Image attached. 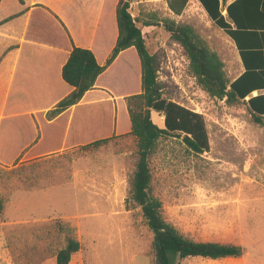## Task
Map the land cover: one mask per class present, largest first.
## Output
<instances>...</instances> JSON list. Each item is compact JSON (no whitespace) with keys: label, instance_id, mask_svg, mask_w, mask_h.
<instances>
[{"label":"rangeland","instance_id":"374dc122","mask_svg":"<svg viewBox=\"0 0 264 264\" xmlns=\"http://www.w3.org/2000/svg\"><path fill=\"white\" fill-rule=\"evenodd\" d=\"M167 1L130 0L128 10L148 52L157 58L163 96L202 115L209 149L194 155L180 138L162 137L150 160L152 192L161 202L163 218L183 236L243 248L240 258L175 257L173 264H264V126L252 121L243 103L228 106L196 85L163 21L191 26L218 54L229 78L235 74L230 67L236 55L197 0H188L177 16ZM107 36L108 31L97 42V52L109 44ZM105 78L113 97L139 91L131 53L120 57ZM123 102L102 100L76 110L82 131L74 140L83 144L114 134L106 145L39 157L27 152L15 163H9L12 154L3 155L0 264H54L42 259L54 257L67 237L80 244L68 264H157L151 233L129 200L136 155ZM150 115L162 128V115Z\"/></svg>","mask_w":264,"mask_h":264},{"label":"trees","instance_id":"16d2710c","mask_svg":"<svg viewBox=\"0 0 264 264\" xmlns=\"http://www.w3.org/2000/svg\"><path fill=\"white\" fill-rule=\"evenodd\" d=\"M188 0H168L167 7L179 15ZM213 25L233 42L244 71L230 81L218 54L187 24L171 20L162 22L170 38L177 43L187 60V71L196 85L210 98L232 106L243 103L252 121L264 126V0H197ZM130 0H117L115 6L116 38L102 65L91 50L72 46L61 69L62 80L72 90L45 113L51 120L76 105L82 96L94 89L97 77L117 58L120 52L133 48L139 62V92L123 97L129 120V132L135 146L134 171L129 183V200L135 205L148 231L150 248L157 264H173V259L201 258L220 260L240 258V245L215 241H196L180 234L162 216L160 200L152 192L150 160L162 137H178L194 155L208 151V133L201 114L166 99L158 81V61L150 54L140 29L128 10ZM224 11V14L222 13ZM150 25L152 23H145ZM156 24V23H155ZM157 25V24H156ZM131 67H128L130 73ZM130 76V74H129ZM130 89V88H126ZM132 91V90H130ZM151 112L163 117V127L151 120ZM101 138L78 146L81 150L106 145L111 138ZM17 158L14 160V163ZM2 200L0 199V211ZM80 250L79 242L67 237L64 246L55 254L56 264H68Z\"/></svg>","mask_w":264,"mask_h":264},{"label":"crops","instance_id":"0c3cea01","mask_svg":"<svg viewBox=\"0 0 264 264\" xmlns=\"http://www.w3.org/2000/svg\"><path fill=\"white\" fill-rule=\"evenodd\" d=\"M116 3L117 0H0V163H6L5 153L13 155L11 163L23 153L34 152L36 156H31L39 157L87 144L74 140L75 133L82 131L76 110L102 100L123 101V94L113 97L106 90L105 78L123 55L132 54L139 79L135 51L126 49L76 105L51 120L45 118V113L72 90L61 78L72 46L91 50L97 63H104L117 34ZM107 31L110 42L104 51L97 52V42ZM226 40L236 55L230 67V72L232 68L235 71L229 78L233 81L244 68L233 42L227 36ZM259 93L264 91H254L244 100ZM125 118L129 128L126 114ZM44 259L56 263L55 256Z\"/></svg>","mask_w":264,"mask_h":264},{"label":"built area","instance_id":"2783aa9c","mask_svg":"<svg viewBox=\"0 0 264 264\" xmlns=\"http://www.w3.org/2000/svg\"><path fill=\"white\" fill-rule=\"evenodd\" d=\"M192 111H194V112H197L196 110H194V109H191ZM198 113V112H197ZM200 114V113H199Z\"/></svg>","mask_w":264,"mask_h":264},{"label":"bare ground","instance_id":"6f19581e","mask_svg":"<svg viewBox=\"0 0 264 264\" xmlns=\"http://www.w3.org/2000/svg\"><path fill=\"white\" fill-rule=\"evenodd\" d=\"M161 118V117H160ZM162 119V118H161Z\"/></svg>","mask_w":264,"mask_h":264}]
</instances>
